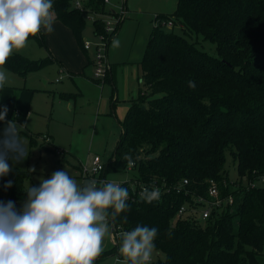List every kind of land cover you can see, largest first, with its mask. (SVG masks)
<instances>
[{
  "label": "trees",
  "instance_id": "1",
  "mask_svg": "<svg viewBox=\"0 0 264 264\" xmlns=\"http://www.w3.org/2000/svg\"><path fill=\"white\" fill-rule=\"evenodd\" d=\"M88 5L107 9L104 0H88ZM53 10L55 20L69 27L87 51L82 31L92 10L75 9L72 0H53ZM168 20L180 31L165 26ZM92 23L95 36L105 33L102 18ZM30 38L45 45L43 30ZM202 41L214 43L216 55L201 48ZM50 62L13 53L5 66L26 74ZM140 65L139 96L130 100L123 119L112 102L121 135L101 177L116 171L121 161L127 170L123 157L130 154L134 167L127 171L137 182L136 192L130 181L121 184L129 191L130 211L122 214L128 222L118 219L113 230L138 224L157 228L155 249L165 253L158 264H264V185H249L264 177V0H177L173 13L156 14ZM113 71L104 82L113 80ZM227 154L236 165L237 180L231 181L225 168ZM29 177L17 168L0 177V201L23 203ZM184 179L189 192L172 189ZM211 179L221 197L232 195L234 204L214 208L203 220L191 206L195 196L208 197ZM8 181L12 187L5 188ZM141 183L159 188L160 200L139 201ZM184 204L187 211L178 216ZM118 246L96 262L118 253Z\"/></svg>",
  "mask_w": 264,
  "mask_h": 264
},
{
  "label": "rangeland",
  "instance_id": "2",
  "mask_svg": "<svg viewBox=\"0 0 264 264\" xmlns=\"http://www.w3.org/2000/svg\"><path fill=\"white\" fill-rule=\"evenodd\" d=\"M108 6L119 12L125 10L118 33L108 44L111 69L116 65L113 80L104 82L103 77L96 76L94 47L88 51V58L73 31L59 20H55L52 33L43 31L45 45L29 38L27 47L14 52L30 60L47 59L51 61L49 64L26 74L13 72L6 66L0 69L6 71L8 77L6 85L0 88V109H8L5 121L0 124V133L7 121L13 119L18 125H25L19 128V134L28 155L20 162L9 159L8 163L11 168L29 172L27 189L30 185L39 186L41 177L48 178L57 170L67 171L80 184L83 182L82 165L95 155L105 161L113 155L121 127L112 114V102L117 100V115L123 119L130 100L139 96L140 62L155 16L173 13L177 0H110ZM172 28L180 31L179 27ZM82 36L96 41L92 21L87 19ZM114 40L119 41L118 47L113 46ZM200 47L210 54L217 53L212 42L202 41ZM61 93L72 98H63ZM30 135H34L35 140H31ZM43 135L49 137L43 139ZM124 167L125 164L119 162L117 170L109 172L106 180L115 183L128 181L132 174ZM32 168H35L34 172L29 171ZM225 168L231 181L238 179L230 154H227ZM22 205L15 207L21 209ZM103 245L104 252L115 246L109 237L105 238ZM164 258V252L154 249L151 264H158ZM119 259V253H116L95 264H117Z\"/></svg>",
  "mask_w": 264,
  "mask_h": 264
},
{
  "label": "clouds",
  "instance_id": "3",
  "mask_svg": "<svg viewBox=\"0 0 264 264\" xmlns=\"http://www.w3.org/2000/svg\"><path fill=\"white\" fill-rule=\"evenodd\" d=\"M55 19L53 0H0V69L14 52L27 47L30 37L42 30L52 33ZM7 80L6 71L0 70V88ZM189 87L195 83L189 81ZM7 112V107L0 109V121ZM23 126L13 119L0 133V177L11 171L9 159L20 162L28 155L19 134ZM123 159L126 167H134L130 154ZM4 187H12V181ZM26 193L20 210L11 200L0 201V264H95L118 219L128 222L122 214L130 211L129 191L112 181L98 186L97 180L86 179L78 184L67 171L57 170ZM161 195L159 188L144 187L139 201L151 204ZM157 234V228L140 224L122 230L117 264H151Z\"/></svg>",
  "mask_w": 264,
  "mask_h": 264
},
{
  "label": "built area",
  "instance_id": "4",
  "mask_svg": "<svg viewBox=\"0 0 264 264\" xmlns=\"http://www.w3.org/2000/svg\"><path fill=\"white\" fill-rule=\"evenodd\" d=\"M104 2L107 4V9L105 11L100 10H94L91 9L90 5H88V0H72V7L75 9H79L81 11L89 10L86 18L92 22H94L98 18H102V21L104 23L105 27V33H99L96 35V41H92L91 39H85L84 40V47L86 49H92L94 47L95 49V58L93 61V64L95 66V73L98 78H104L107 76V74L110 71V62L108 61V44L110 42V38L113 33L117 32L118 25L123 21L125 16V10L122 12L116 11L113 8L109 7L108 4L110 3V0H104ZM167 27H174V21L168 20L164 23ZM44 139H47V135H43ZM58 152H60L58 150ZM105 160L99 155H95L92 157L91 161H89L86 165H82L80 173L83 178V181L86 179H95L97 182H107L106 178L101 177V173L103 172L105 168ZM133 168V167H132ZM132 168H128L127 170L130 171ZM131 182L132 190L136 192L135 185L136 181L131 180V178L128 180ZM118 184H122L123 182H117ZM189 184L188 179H184L183 181H180L178 184H176L172 189L176 190L177 192H189V189L187 188ZM264 185V177L258 178L256 181L249 182V185L251 187H255L256 185ZM146 187L145 184L141 183V187L138 190V194L141 192V190ZM170 189V188H169ZM208 197L204 196H195V203L196 205L191 206V210L197 211L200 210L202 212L201 218L204 220L208 218L211 215V212L214 208H221L226 207L234 204V197L232 195H229L228 197H221V192L218 186V183L211 179L209 181L208 186ZM130 198L134 200V197ZM15 203V206H18L21 202L19 201H13ZM202 202H204V205H199ZM198 204V205H197ZM199 208V209H198ZM17 210H20L16 208ZM187 211V205H182L177 215L181 216L184 212ZM121 229H118L117 231L112 230V240L114 244H119V233L121 232Z\"/></svg>",
  "mask_w": 264,
  "mask_h": 264
},
{
  "label": "crops",
  "instance_id": "5",
  "mask_svg": "<svg viewBox=\"0 0 264 264\" xmlns=\"http://www.w3.org/2000/svg\"><path fill=\"white\" fill-rule=\"evenodd\" d=\"M84 40H85V38H84ZM89 50H91V49H87V56H88V51ZM88 58H89V56H88ZM90 60V59H89ZM110 65H111V63H110ZM112 66V65H111ZM114 67V71L112 72L113 73V78H115L116 77V65H113ZM140 80H141V76L139 77V82H140ZM56 81H58V79H56ZM115 100V99H114ZM115 101H117V100H115ZM116 107H117V104H116ZM115 107V110H116V114H117V108ZM128 108H129V106H128ZM128 110V109H127ZM126 110V111H127ZM16 112H14L13 114H12V116H14V114H15ZM118 116V115H117ZM117 119V118H116ZM118 119H122V118H119V116H118ZM17 121V120H16ZM48 137H49V135H47ZM44 139V138H43ZM112 237V236H111ZM110 237V239H111V241H112V243H114L113 242V240H112V238ZM107 244V243H106ZM106 246V245H105Z\"/></svg>",
  "mask_w": 264,
  "mask_h": 264
}]
</instances>
